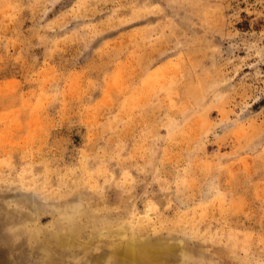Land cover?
<instances>
[{"label":"rangeland","instance_id":"1","mask_svg":"<svg viewBox=\"0 0 264 264\" xmlns=\"http://www.w3.org/2000/svg\"><path fill=\"white\" fill-rule=\"evenodd\" d=\"M131 239L264 264V0H0V264Z\"/></svg>","mask_w":264,"mask_h":264},{"label":"bare ground","instance_id":"2","mask_svg":"<svg viewBox=\"0 0 264 264\" xmlns=\"http://www.w3.org/2000/svg\"><path fill=\"white\" fill-rule=\"evenodd\" d=\"M140 239V238H139ZM142 244L134 240H128L121 251V258L125 261L140 262L146 264L148 259H152L153 253L149 247L141 246ZM155 251V250H154Z\"/></svg>","mask_w":264,"mask_h":264}]
</instances>
